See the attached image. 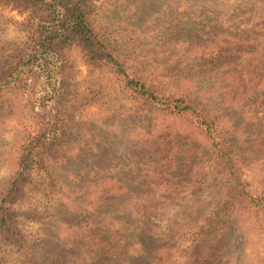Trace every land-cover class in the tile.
<instances>
[{"label":"rangeland","instance_id":"374dc122","mask_svg":"<svg viewBox=\"0 0 264 264\" xmlns=\"http://www.w3.org/2000/svg\"><path fill=\"white\" fill-rule=\"evenodd\" d=\"M142 2L98 0L94 22L113 49L138 55L142 63L165 71L159 75L165 94L174 93L178 86L167 74H182L181 87L190 88L211 113L221 116L232 128L233 136L239 134L244 140L245 161L236 158L238 162L229 165L226 159L230 161L231 155L226 159L217 155L211 141L185 120L144 110L128 99L121 82L106 68L89 66L76 46L63 50L60 77L55 75L46 83L48 70L60 62L49 57L51 64L46 69L41 60L24 68L29 59L22 54L29 37L27 13L0 2V192L15 170L21 140L35 127L38 98L60 90V97L46 104L66 125L51 151L39 156L41 167L22 187L21 199L9 206L23 247L0 242V264H87L89 252L83 253L78 247L70 254L67 246L79 240L73 238L72 225L84 218L91 223L92 206L88 204L95 195L78 198L76 191H90L101 176L114 178L120 189H150L149 197L156 207L151 221L154 227L130 238L125 259L120 260L117 253L106 248L96 252V256L107 252L106 264H192L189 255L195 247L213 244L215 249V230L210 225H204L200 239L193 236V230L207 219L215 220L218 202L242 207L245 192L251 197L264 196V106L246 108L233 99L239 83L222 77L230 67L195 60L198 52L202 60L204 53L215 56V46L221 40L239 43L241 53L233 56L237 61L232 71H241L245 83L246 61L258 54L261 46L255 36L264 19V0ZM193 40L215 45L203 47L204 53L199 46L187 49L186 43ZM24 71L22 82L13 84ZM157 136L165 137L164 145L151 148ZM225 140L221 136V141ZM216 144L222 147L220 141ZM148 151L154 163L145 168ZM164 164L171 171L157 184L152 178ZM130 199L129 204L136 200L135 196ZM123 202L121 198L115 200V204ZM102 212L97 219L106 224L107 210ZM237 219L239 225L229 226L218 238L223 251L220 264H264V220L260 212L240 213ZM83 226L80 243L87 245ZM201 255L198 251L199 260Z\"/></svg>","mask_w":264,"mask_h":264},{"label":"trees","instance_id":"16d2710c","mask_svg":"<svg viewBox=\"0 0 264 264\" xmlns=\"http://www.w3.org/2000/svg\"><path fill=\"white\" fill-rule=\"evenodd\" d=\"M97 1L0 0L2 5L18 7L27 13L25 29L29 37L22 54L24 53L29 59L23 67L28 69L37 60H41L46 69L51 64L48 58L56 59L60 64L56 66L53 63L54 69L48 70L49 75L45 77L46 83H48L53 76L58 75L60 77L63 50L68 46H76L83 53L89 66L104 67L121 82L122 89L128 99L142 106L144 110L185 120L191 128L211 141L210 147L215 149L217 155L225 159L231 155L230 161L226 159L229 165L233 166L234 161L238 162L236 158H240L244 162L247 153L246 150L242 149L244 140L238 137L239 134L233 136L230 132L231 127H227L222 122L221 116L211 113L201 100L191 93L190 88L181 87L182 74H167V77L174 80L178 86L174 93L165 94L159 80L160 73L165 71L158 72L151 65L142 63L138 55L132 56L130 52L113 49L107 43L102 29L95 24L93 19ZM138 2L143 3L142 0H137ZM259 25V33L255 37L257 38L256 43L261 46L259 53L253 54L246 61L249 65L243 68L247 77L245 83L241 71L240 73L232 71L236 69L237 61V57L233 58V56L236 55L237 51L239 54L241 53V50L237 48L239 43L235 42V45V43L221 40L215 46L217 49L215 56H211L212 54L205 55L202 49L215 44L205 46L199 40L186 43L187 49L199 46V50L204 53L205 59L202 60L198 52L199 57L195 58L198 62L209 65L215 62L217 65L219 63L223 67H230V71L225 72L222 77L225 81L231 78L239 83L237 92H233V99L240 100L246 108L252 109L264 106V19ZM172 41L174 42V39ZM25 73V71L20 73L13 84H20ZM55 92L56 90H53L51 96L45 94L38 98L36 105L38 116L34 121L35 127L31 132L26 133L21 140L15 161V170L4 183L0 192V242L11 243L16 247H23V239H21V235L15 226V214L9 210V206L21 199L22 187L31 181L36 170L41 167L39 156L43 152H50L58 141V133H62L66 129L63 121L55 114L52 115L51 111L53 110L48 108L46 104L53 101L54 97L56 99L60 97L61 91L59 90L58 94ZM221 136H224L226 140L221 141ZM164 138V136H157L151 144V148L157 149L163 146ZM216 140L220 141L221 148H217L220 144H216ZM148 153L144 162L145 168L154 163L152 153L150 151ZM159 168L156 173L154 172V178H152L153 182L156 181L157 184L167 177L168 171H171L169 170L170 166L166 164ZM94 184L95 182L90 191H76V194H79L78 198L88 199L92 195L95 197L89 198L88 204L92 206L90 210L91 223H88V219L84 218L78 224L72 225L73 238L74 240L79 238V240L67 246V250L70 254H75V250L79 247L80 250L83 249V253L89 252L86 255L87 258H90L87 260V264H106L105 257L109 251L117 253L120 260H123L127 257L131 247L130 238L138 231L147 232L150 227H154V223L151 221L155 217L156 207L152 205V198L149 197L152 192L146 188L138 190L120 189L117 181L112 177L104 178L101 176L99 184ZM240 191L244 193L243 188ZM247 195L248 193L245 192V203L242 207L239 204L234 206L229 201L218 202L215 205V222L212 219H207L203 226L194 228L193 236L200 239L201 235H204V225H210L211 230H215V249L213 244L205 245L203 250L200 247H195L191 252L193 255L191 253L189 255L192 264H220L223 251L218 243V238L222 237L223 232L229 226L239 225L237 218L240 213L252 211L253 215H257L260 212L262 220H264L263 194L253 197ZM132 196H135L136 200L129 204ZM116 198H121L124 202L115 204ZM102 210H107L106 218L108 219L106 224L103 223L104 225L102 221L97 219L101 215L103 216ZM82 226L84 227L83 232H86L83 240L86 241L87 245L83 241L82 244L80 243ZM213 226L215 227L213 228ZM104 235L106 236L105 240H103ZM104 248L107 252L96 256V252L103 251ZM198 251L202 254L200 260L197 256ZM75 263L76 261L72 262V264Z\"/></svg>","mask_w":264,"mask_h":264},{"label":"water","instance_id":"95a60500","mask_svg":"<svg viewBox=\"0 0 264 264\" xmlns=\"http://www.w3.org/2000/svg\"><path fill=\"white\" fill-rule=\"evenodd\" d=\"M21 67L18 69V72L20 71ZM16 76L13 77V79L15 78Z\"/></svg>","mask_w":264,"mask_h":264}]
</instances>
